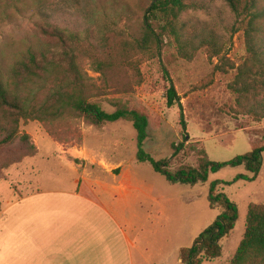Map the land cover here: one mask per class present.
I'll return each instance as SVG.
<instances>
[{"label":"rangeland","instance_id":"374dc122","mask_svg":"<svg viewBox=\"0 0 264 264\" xmlns=\"http://www.w3.org/2000/svg\"><path fill=\"white\" fill-rule=\"evenodd\" d=\"M24 1L29 6L20 12L11 9L12 18L0 26V51L6 49L15 53L34 43L37 39L35 23L39 20L49 19L85 35L103 28L106 23L122 25L127 16L140 14L138 0ZM195 1L202 3L203 8L187 10L183 21L199 26L198 37L209 32L215 34L222 45V53L233 63H239L246 53L244 36L230 31L233 16L227 6L222 0ZM218 63L216 58L209 60L204 47L189 60L180 58L171 41L159 57L143 63L142 82L135 87L134 96L149 115L144 149L154 158L169 157L172 144L182 143L173 167L180 163L194 165L199 148H204L213 161H227L249 151L252 147L250 139L264 140V120L256 122L249 115L233 111L235 95L227 84L234 74L216 71L214 65ZM86 70L89 75L97 76L88 66ZM170 85L174 86L181 106L179 103L167 106L166 89ZM111 97L97 99L107 112L114 110L108 102ZM180 110L185 121L183 129ZM75 128V135L58 142L40 122L21 123L20 133L29 136V143L36 151L29 154L31 150L27 144L18 142L0 148V162L11 154L21 155L19 162L0 170L4 176L0 180V202L17 199L25 189L19 185L18 165L26 158L25 163H35L30 167L38 168L35 176L44 186L69 188L73 178L78 177L79 174L65 164L54 159L44 160L43 157L49 155L39 150L40 141L58 142L63 147L85 144L95 164L102 169H107L106 159L120 162L119 168H111L112 173L121 174L116 181L101 177V172L96 171L93 188L102 202L120 207L115 214L134 241V258L139 257L140 264H180L177 263V247L189 246L191 236L218 215L219 211L208 205L210 182L230 181L238 174H249L243 165L226 166L210 173L205 183L193 186L169 183L152 169L149 162L137 160L136 130L131 122L119 119L95 127L78 121ZM262 156V168L254 181L240 179L229 185H219V191L237 204L239 215L233 232L220 241L222 255L202 264H229L243 236L248 202H264V152Z\"/></svg>","mask_w":264,"mask_h":264},{"label":"trees","instance_id":"16d2710c","mask_svg":"<svg viewBox=\"0 0 264 264\" xmlns=\"http://www.w3.org/2000/svg\"><path fill=\"white\" fill-rule=\"evenodd\" d=\"M138 1L140 14L127 16L122 25L106 23L82 35L49 19L39 20L34 43L15 53L0 51V148L26 143L29 154H35L29 136L19 131L20 124L28 121L40 122L54 140L63 142L75 135L78 121L101 127L123 119L136 130L137 160L149 162L169 183L193 186L207 182L209 174L220 168L243 165L249 174L210 182L208 205L217 209L218 215L189 246L179 249L180 264H202L222 255L220 241L233 232L239 215L237 204L218 187L257 178L263 164L264 140L250 139L249 151L227 161H213L204 148H199L194 165L173 167L182 143L172 144V154L158 159L144 149L149 115L137 103L135 87L142 82L143 63L159 57L170 41L177 56L188 60L204 47L209 60L219 62L214 65L216 71L234 74L227 84L235 95L233 111L256 122L264 120V0H222L233 16L230 31L244 36L246 53L239 63L222 53L215 34L198 37L199 26L183 21L187 10L203 8L199 1ZM27 6L24 0H0V26L12 18L11 9L20 12ZM86 66L97 76L89 75ZM109 96L114 108L111 112L97 100ZM176 103L179 98L170 85L166 104L171 107ZM180 124L185 128L182 110ZM20 160L21 155L11 154L0 162V170ZM1 179L4 176L0 172ZM229 264H264V203H248L243 236Z\"/></svg>","mask_w":264,"mask_h":264},{"label":"crops","instance_id":"0c3cea01","mask_svg":"<svg viewBox=\"0 0 264 264\" xmlns=\"http://www.w3.org/2000/svg\"><path fill=\"white\" fill-rule=\"evenodd\" d=\"M38 147L49 155L44 160H57L79 175L69 188L47 187L35 176L38 168L30 167L35 163H25L26 158L18 165L25 189L17 199L1 202L0 264H140L134 241L115 214L120 207L102 202L93 188L96 171L116 181L121 174L111 168L120 162L106 159L107 169H102L85 144L63 147L42 140Z\"/></svg>","mask_w":264,"mask_h":264}]
</instances>
